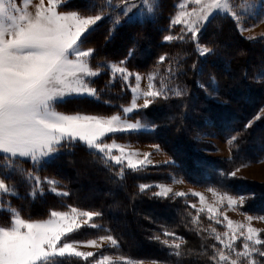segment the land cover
<instances>
[{"label": "snow or ice", "instance_id": "6c2138e0", "mask_svg": "<svg viewBox=\"0 0 264 264\" xmlns=\"http://www.w3.org/2000/svg\"><path fill=\"white\" fill-rule=\"evenodd\" d=\"M70 3L71 0H36L35 3L33 0H22L21 6L18 0H0V213L6 214V219H0V264H58V261L65 258L82 259L90 264H142L123 256L113 258L109 255L90 261L96 253L80 250L82 246L99 249L105 243L110 247H119L110 230L95 223V218L102 216L99 211L66 205L67 210H50L47 218L33 219L25 218L21 210L11 203L10 198H23L17 190L15 177H20L30 188L29 195L33 200L38 195H44V184H47L49 192L61 197L68 196V192L58 190L59 181L48 177L42 181L32 169L38 170L51 163L63 151H70L77 143L98 154L106 166L117 167L119 170L115 175L120 180L125 178L126 171L140 173L150 166L174 163L172 160L154 161L151 152H141L130 144L119 143L115 139L108 142L106 138L117 133L155 131L156 125L146 124L140 119L133 121L128 117L150 107L158 99L167 100L187 94L175 83L177 72L182 71L181 61L185 54H178L174 62L170 60L164 75L161 76L158 69L148 73L145 89L141 87L145 76L130 71L125 66L126 60L98 61L97 66L92 67L90 62L96 49L84 47L98 22L111 15L108 8L119 9L109 29L107 38H110L122 19L134 22L133 17L137 12L146 11L149 15L158 17L159 0H119L117 4H113V0H104L103 3L100 0H90L84 10H60L67 9ZM190 5L193 6L189 7ZM255 6L254 3H247L244 10L238 13L233 10L229 0H178L175 5L177 11L169 17L168 30L180 26V32L177 35H165L163 40L166 43H183L187 38L195 45L200 57H207L215 54L214 49L202 45L199 35L210 18L215 14H227L243 35L244 31L264 22V14L257 16L253 12ZM88 11H94L95 14H85ZM244 17L255 23L246 28ZM132 54L133 50L130 49L128 55ZM167 58L168 54L161 55L157 64H162ZM191 67L196 70L197 75L203 74V68L197 69L196 63ZM105 69L110 74L108 86H113L119 78L122 90L127 88L132 93L128 106L119 105L120 112L107 116L58 110L57 105L67 104L73 99H99L97 89L91 82ZM197 85L209 96L218 91L215 77L209 80L212 92L200 81H197ZM140 99H143L142 104L138 103ZM105 103L113 106L110 101ZM259 118L257 116L255 119ZM245 127H251V122ZM237 138L231 137L228 143L233 145ZM152 147L155 152H162L159 145ZM25 161L31 164L32 169L23 167ZM239 170L237 168L227 173V176L236 177ZM224 175L221 172V176ZM173 179L174 182H180ZM137 187L140 193L156 188L158 190L151 194L159 198L188 195L197 197L201 205L199 208L195 203L188 205L196 210L192 224L199 226L200 214L206 213L209 220L225 228L224 232L211 226L196 228L198 232H207L219 243L220 247L216 244L210 246L213 250L210 260L214 264H261L257 257L264 258V239L261 238L264 229L254 227L251 221L264 220V216L248 215V223H240L230 219L226 210H221L224 206L226 209L242 206L246 199L244 196L234 197L227 192L209 188L216 197L214 203L209 204L203 193L174 192L172 186L162 183H143ZM85 227L102 229L109 234L86 241L69 239L73 233ZM164 236L171 237V241H161L160 236L152 239L174 249L173 254L180 256L184 238L167 230L164 231ZM241 240L242 247L238 249L237 242Z\"/></svg>", "mask_w": 264, "mask_h": 264}, {"label": "trees", "instance_id": "16d2710c", "mask_svg": "<svg viewBox=\"0 0 264 264\" xmlns=\"http://www.w3.org/2000/svg\"><path fill=\"white\" fill-rule=\"evenodd\" d=\"M177 2L159 0L158 17L152 15L133 19L134 22L122 19L110 38H107L109 29L119 9L108 8L111 15L98 22L95 31L91 32L84 44L85 48L96 49L91 60L93 67L97 66L98 61L126 60V67L130 70L150 73L158 69L161 76L167 72L170 60L174 62L178 54H185L181 61L182 71L177 72L175 83L187 94L167 100L158 99L150 107L131 116L156 125L155 131L117 133L108 137L130 143H156L174 163L150 166L140 173L126 171L125 178L120 180L115 175L119 170L117 167L106 166L98 154L77 143L51 163L38 170L34 169L42 178L59 181L57 188L68 192V196H57L45 189L42 197L38 195L33 200L29 195L30 188L20 177H15L17 190L23 198L10 199L25 218L45 219L50 210H67L66 205L99 211L102 216L95 218V223L110 230V234L118 241L119 247L113 251L133 259L161 264H214L210 260L213 254L210 246L220 245L207 232H198L196 228L211 226L224 232V226L209 220L206 213L200 214V225L194 226L191 221L196 210L188 206L195 200L193 196L159 198L151 194L156 188L140 193L137 186L143 183L170 182L173 176H178L195 186L242 195L246 198L240 206L244 212L264 216V182L239 175L227 176V173L247 162L259 161L264 157V114L255 119L264 104V39H246L228 15L219 14L210 19L199 35V42L213 48L215 54L200 57L195 45L187 38L183 43H166L163 36L180 32V26L168 30L169 17L177 11ZM88 3L90 0H71L68 8L62 10H84ZM117 3L119 0H113V4ZM85 14L95 12L88 11ZM130 49L133 50L131 56L128 55ZM164 54H168V58L158 65V58ZM193 63H196L197 69L203 68L202 75H197L196 70L192 69ZM211 77H215L218 91L209 96L197 85V81L205 84L208 91L212 92L209 86ZM109 79L110 74L105 69L93 80L99 99H73L67 104L57 105L59 110L98 115L120 112L119 105H129L132 93L127 88L122 90L120 80L108 86ZM105 101H110L113 106ZM250 122L251 127L246 128ZM233 136L238 138L231 145L230 157H209L203 154L206 150L214 149L209 137L229 140ZM23 167L32 169L27 161ZM221 172L225 175L221 176ZM0 219H6V214L0 213ZM165 230L184 238L180 256L173 254L174 249L152 239L160 236L161 241H171V237L164 236ZM106 234L109 232L85 227L73 233L69 239L87 240ZM261 238L264 239V232H261ZM257 259L264 264V258ZM58 264L90 262L65 258L58 261Z\"/></svg>", "mask_w": 264, "mask_h": 264}, {"label": "rangeland", "instance_id": "374dc122", "mask_svg": "<svg viewBox=\"0 0 264 264\" xmlns=\"http://www.w3.org/2000/svg\"><path fill=\"white\" fill-rule=\"evenodd\" d=\"M18 2L21 3V6H22V0H18ZM35 2H36V0H33V3H35ZM229 2L232 5L233 10L237 11L238 13H240L244 10V8L247 6V3H254L256 6L253 9V12L257 16L264 14V0H229ZM192 6L193 5H190L189 7H192ZM30 10H31V8H30ZM60 10H62V9H60ZM215 15H219V14H215ZM222 15H227V14H222ZM149 16H152V15H149L146 11L143 13L137 12L135 14V16L133 17V19H138V18L143 19V18H146ZM244 20H245L244 26L246 28L250 27V25L252 23H255L254 20L248 19L247 17H244ZM243 35L246 37H255L256 39H260V38L264 39V22L259 23L255 28H251V30L244 31ZM91 66H92V64H91ZM125 66H126V64H125ZM130 71L140 73V74H143L145 76V79H143L141 81V87L146 89L147 83H148L146 75L148 73L142 72V71H137V70H130ZM158 79H159V77H158ZM158 79H157V81H158ZM93 80H92L91 84L93 87H95L93 85ZM116 80H119V78H117ZM132 83L134 84V80L132 81ZM138 103L142 104L143 99H140L138 101ZM57 108H58V106H57ZM58 110H59V108H58ZM262 110H264V104L260 108L258 116H261L264 114V112H262ZM59 111H61V110H59ZM85 114H92V113H85ZM95 115H98V114H95ZM132 115L133 114L129 115L128 118L130 120H133V121L137 120V119H133L131 117ZM103 116H107V115H103ZM142 122H144V121H142ZM144 123L149 124L147 122H144ZM149 125H151V124H149ZM208 139L210 141H212V144L214 145V149L204 151L203 152L204 155L209 156V157H227V158L231 156V145L228 143L229 140H222V139H219L217 137H209ZM106 140L108 142H110L112 139H108V137H107ZM116 141L119 143L130 144L132 148L138 149L141 152L153 153L152 159L154 161L162 162V161H166V160H171V158L163 150L160 153L155 152L152 145H158L156 143L140 144V143H130V142H125V141H118V140H116ZM244 165H247V166H241L239 168L240 170L237 172V175L245 177V178H249V179H252L255 181L264 182V157L259 161H250ZM33 171H34V169H33ZM40 178L42 181L44 180V178H42V177H40ZM173 178H175L176 181H180V182H174ZM173 178L170 182H155V183H150V184H161L162 183V184L170 185V186H172L174 192L183 191L186 193H190L192 191H195V192L203 193L205 195V197L207 198V201L209 204L214 203V201L216 200V197L214 196L213 192L209 191V188H202L199 186H195V185L185 181L183 178L178 177V176H173ZM49 179H52V178H49ZM43 187H44V191H45V189H48L47 184H44ZM58 190L64 191V190H61L59 188H58ZM157 190L158 189H156V191ZM230 195H232L234 197L242 196V195H236V194H230ZM188 196H192V195H188ZM192 203H195L197 205V208H199L201 206L199 199L197 197H195V200L192 201ZM221 210L222 211L226 210L227 216L230 219H232L233 221H236V222H240V223H248V221L246 219V216H248V215L253 216V217H261V216L252 215V214L244 212L240 208V206L236 207L235 209H226V206H224ZM58 211H63V210H58ZM251 223L253 224L254 227H256L258 229H264V220L254 219L251 221ZM95 238H97V237H95ZM95 238H90V239H95ZM74 241H86V240H74ZM241 247H242V240L237 242V248L240 249ZM113 249H114V247H110L107 243H105L104 246L99 248V249L91 247V246L80 247L81 251H92V252L96 253V256L93 258H90V261L92 259L99 258L102 255H109L113 258L123 256L125 258L131 259L134 262H142V264H161L159 262L151 261V260L133 259V258L122 255L120 252H115V251H113Z\"/></svg>", "mask_w": 264, "mask_h": 264}]
</instances>
